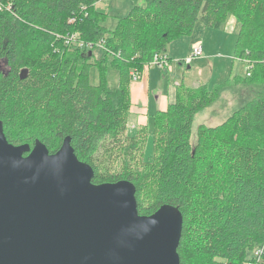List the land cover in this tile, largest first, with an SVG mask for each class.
Here are the masks:
<instances>
[{"label":"trees","instance_id":"16d2710c","mask_svg":"<svg viewBox=\"0 0 264 264\" xmlns=\"http://www.w3.org/2000/svg\"><path fill=\"white\" fill-rule=\"evenodd\" d=\"M143 2L110 29L98 0H0L6 137L17 146L39 140L51 154L71 137L77 157L94 169V184L134 183L141 215L178 207L181 264H246L264 243V0ZM229 15L239 26L235 58L247 63L250 76L213 89L179 84L176 101L152 116L151 130L128 134L131 72L142 75L156 54L166 55L198 23L221 29ZM78 41L103 47L87 50ZM109 70L120 73L117 88L108 85ZM231 85L249 92L222 124L200 125L192 142L195 116ZM150 132L154 156L145 162Z\"/></svg>","mask_w":264,"mask_h":264},{"label":"water","instance_id":"95a60500","mask_svg":"<svg viewBox=\"0 0 264 264\" xmlns=\"http://www.w3.org/2000/svg\"><path fill=\"white\" fill-rule=\"evenodd\" d=\"M94 175L71 137L51 154L10 143L0 121V264H181L180 209L141 215L134 183Z\"/></svg>","mask_w":264,"mask_h":264},{"label":"rangeland","instance_id":"374dc122","mask_svg":"<svg viewBox=\"0 0 264 264\" xmlns=\"http://www.w3.org/2000/svg\"><path fill=\"white\" fill-rule=\"evenodd\" d=\"M138 5H144L143 0H103V2L99 3V7L109 13L105 26L113 29L116 26L118 17L126 16L133 6ZM238 33L239 26L236 19L233 15H229L221 29L207 28L203 24L198 23L192 35L173 41L168 46V55L166 54L167 60H170V65L173 69L169 67L163 69L158 64L152 65L153 71L160 72L157 78L159 81L153 86L151 91L152 99L156 98V94L169 92L180 83L189 87L206 84L210 89H213L231 77L236 75L245 76L247 68L242 67L240 60L235 58ZM201 42H205L207 50L203 57L192 58L193 50L197 46L195 43L201 44ZM176 54H178L177 58ZM98 58H100L99 51L96 52L95 60ZM92 81L93 83L97 82L95 69L92 71ZM119 81V71L109 70L108 85L111 88H117ZM248 92V88L240 85H231L211 107L198 113L194 118L192 142H196L197 130L200 125L217 126L222 124L239 106L240 97L242 99ZM131 119L129 122L134 123L131 122ZM130 123L128 124V134L132 135L135 130ZM149 127L151 130L152 118L150 119ZM153 154L154 136L150 132L146 139L144 154L140 160L150 162L154 156ZM151 201L152 194L144 199V204L146 205ZM251 256L252 252L249 253V257Z\"/></svg>","mask_w":264,"mask_h":264},{"label":"crops","instance_id":"0c3cea01","mask_svg":"<svg viewBox=\"0 0 264 264\" xmlns=\"http://www.w3.org/2000/svg\"><path fill=\"white\" fill-rule=\"evenodd\" d=\"M202 46L203 55L207 50L205 42L201 44H196ZM168 55V52H167ZM219 55V54H218ZM215 56V55H214ZM178 54H176V58ZM203 57V56H202ZM201 58V57H200ZM242 67L248 68V65L244 61H239ZM170 60L168 63L162 66L163 69L169 67L173 69L170 65ZM160 72L153 71L152 66L147 67L141 76V79L138 82L131 83L130 86V99H131V109H130V118L133 129L136 131L140 127L149 126L150 119L152 116L158 112L166 111L170 104L176 101V87L169 92H161L160 94H156V98L152 99L151 91L153 86L159 81L157 78ZM247 74V73H246ZM183 84V83H180ZM206 85V84H205ZM151 112H153L151 114ZM128 123V124H129ZM135 124V125H134ZM152 137V136H150Z\"/></svg>","mask_w":264,"mask_h":264},{"label":"built area","instance_id":"2783aa9c","mask_svg":"<svg viewBox=\"0 0 264 264\" xmlns=\"http://www.w3.org/2000/svg\"><path fill=\"white\" fill-rule=\"evenodd\" d=\"M103 2V0H98V3ZM76 35H73L72 38L70 39L71 41H76ZM81 47H85L87 50H92L94 49L96 46L98 47H103V43H99L96 46H94L95 44L93 43H83L82 41H78L77 42ZM203 56V50H202V46H196L193 50V55L192 58H200ZM166 63H168L167 60V55L164 54H156L154 56V59L151 61V63L149 64L148 67L154 65V64H158L161 67L163 65H165ZM132 75V80L134 82H138L141 79V74L138 73L137 71H133L131 72ZM248 76H250L249 73H247ZM246 264H264V243L257 246L253 251H252V256L250 257V260L246 263Z\"/></svg>","mask_w":264,"mask_h":264}]
</instances>
